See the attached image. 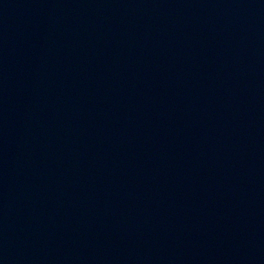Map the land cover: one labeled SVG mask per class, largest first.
<instances>
[{"label": "water", "instance_id": "95a60500", "mask_svg": "<svg viewBox=\"0 0 264 264\" xmlns=\"http://www.w3.org/2000/svg\"><path fill=\"white\" fill-rule=\"evenodd\" d=\"M0 264H264V0H0Z\"/></svg>", "mask_w": 264, "mask_h": 264}]
</instances>
